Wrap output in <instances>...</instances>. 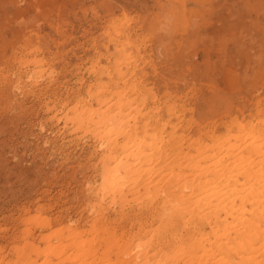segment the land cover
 <instances>
[{
    "label": "rangeland",
    "instance_id": "1",
    "mask_svg": "<svg viewBox=\"0 0 264 264\" xmlns=\"http://www.w3.org/2000/svg\"><path fill=\"white\" fill-rule=\"evenodd\" d=\"M115 92L129 102L122 112L131 111L123 130L156 134L157 172L213 134L235 130L234 122L264 119V0H0L4 263L15 258L13 247L26 240L42 248L60 227L81 231L95 248V222L127 241L136 239L138 225V237L154 235L160 198L100 200L109 148L97 125L72 115L98 109L101 100L102 109L111 106ZM151 178L146 184H167L160 173ZM166 229L155 233L149 254L187 235Z\"/></svg>",
    "mask_w": 264,
    "mask_h": 264
},
{
    "label": "bare ground",
    "instance_id": "2",
    "mask_svg": "<svg viewBox=\"0 0 264 264\" xmlns=\"http://www.w3.org/2000/svg\"><path fill=\"white\" fill-rule=\"evenodd\" d=\"M122 97L120 92H115L113 103L104 109L101 107L104 100L100 97L103 102L99 101V108L86 110L85 117L76 107L72 111L77 122L87 120L97 125L96 134L109 148H106L109 153L103 156L99 170L100 200L107 197L110 202L123 201L130 194L143 200L156 195L161 205L154 235L162 230L164 233L166 228L181 227L186 230V237L177 238L179 242L175 243L173 231L169 236V243L173 241L169 249L149 254L154 235L145 240L138 237L144 226L138 225L136 239L127 241L123 240L124 233L112 235L104 228L105 224L103 230L101 224L95 222L90 233L99 245H105L97 248L93 246V239L82 237L81 231L60 227L46 236L48 241H44L42 248L24 240L21 247L12 248L15 258L5 263L1 258L0 264H179L181 261V264H264V119L246 125L234 122L235 130L226 129L227 132L220 136L213 134L208 142L200 141L205 143L197 144L193 154L188 152L189 156L186 153L180 160H173L174 165L166 171L160 168L157 172L151 165L155 154L152 151L158 148L156 134L140 135L139 131L123 130L131 111L122 112L129 103L122 101ZM111 107L114 108L112 112ZM155 172L160 173L167 184L158 186L159 181H156L149 185L153 181L150 177L157 176ZM98 206L103 208V204ZM99 216L96 214V220ZM34 220L38 222L39 217ZM40 223H47L46 218ZM24 237L28 238V229L24 230ZM41 257V262L37 263Z\"/></svg>",
    "mask_w": 264,
    "mask_h": 264
}]
</instances>
